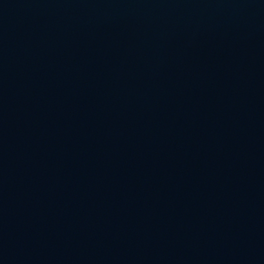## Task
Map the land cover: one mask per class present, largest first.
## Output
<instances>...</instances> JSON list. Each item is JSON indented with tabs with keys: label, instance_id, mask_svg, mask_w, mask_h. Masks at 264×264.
Segmentation results:
<instances>
[{
	"label": "water",
	"instance_id": "obj_1",
	"mask_svg": "<svg viewBox=\"0 0 264 264\" xmlns=\"http://www.w3.org/2000/svg\"><path fill=\"white\" fill-rule=\"evenodd\" d=\"M0 264H264V0H0Z\"/></svg>",
	"mask_w": 264,
	"mask_h": 264
}]
</instances>
